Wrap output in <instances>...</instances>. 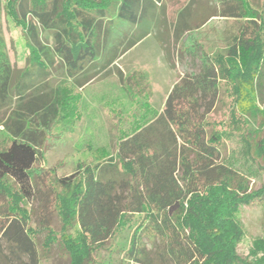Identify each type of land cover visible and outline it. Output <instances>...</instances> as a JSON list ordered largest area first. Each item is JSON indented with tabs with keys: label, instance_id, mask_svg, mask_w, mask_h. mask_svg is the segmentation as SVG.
Listing matches in <instances>:
<instances>
[{
	"label": "trees",
	"instance_id": "16d2710c",
	"mask_svg": "<svg viewBox=\"0 0 264 264\" xmlns=\"http://www.w3.org/2000/svg\"><path fill=\"white\" fill-rule=\"evenodd\" d=\"M215 1L218 12L200 24L190 1L171 34L180 44L214 16L234 20L239 27L224 54L210 56L194 44L179 50L198 59L199 70L179 79L161 112L120 138L113 156L103 152L61 177L38 164L52 125L68 112L66 98L59 86L34 90L57 63L76 89L107 72L159 27L164 0H0V14L22 29L29 51L14 78L0 31V106L9 108L0 141V264H39L53 248L69 264H95L104 244L124 231L127 249L114 251L134 264H264V235L247 256L236 251L244 237L240 208L264 201V181L249 188L252 167L264 170V132L253 127L260 117L264 130V0ZM118 75L128 95L143 93V73ZM220 81L233 97L227 139L250 166L238 169L224 158L222 134L209 129ZM141 108L151 111L146 102ZM144 239L157 242L153 254Z\"/></svg>",
	"mask_w": 264,
	"mask_h": 264
},
{
	"label": "rangeland",
	"instance_id": "374dc122",
	"mask_svg": "<svg viewBox=\"0 0 264 264\" xmlns=\"http://www.w3.org/2000/svg\"><path fill=\"white\" fill-rule=\"evenodd\" d=\"M190 1L193 2L192 10L197 24L218 12L215 0H164V12L159 11V27L120 57L111 69L96 75L81 89H76L70 81L65 79L64 71L58 63L54 65L50 70L49 78L40 83L34 93L59 86L66 98L64 105L68 112H63L52 125L43 152L44 159L38 164L40 167L45 170L53 169L56 175L64 177L72 174L79 164L83 166L93 164L103 152L107 157L113 156L120 138L130 135L136 126L151 122L161 112L166 96L182 76L198 72L199 60L194 61L187 55H180L179 50L184 51V48L194 44L210 56H216L217 53L224 54L239 27L234 20L214 16L199 31L185 37L180 44L173 41L171 25L175 22L177 13ZM0 31L15 78L27 66L29 56L23 31L15 25L4 10L0 14ZM41 36L51 41L47 34L42 33ZM118 72L124 76L134 72L143 73L146 84L143 87L139 85L138 89H143V93L132 97L128 95L120 83ZM132 85L133 88L136 87ZM232 101L230 87L225 81H220L218 101L213 113L208 117V122L209 129L222 134L225 146L222 152L223 157L228 158L229 162L234 163L239 169L242 165L250 166V164L238 155L237 144L227 139L230 134H233ZM144 102L148 103L151 109L148 113H144L141 108ZM8 112V107L0 106V141L3 138V122ZM262 125L263 119L260 117L253 122L254 129L259 131L258 136L263 135ZM105 158L104 156L103 159ZM252 168L255 171V177L249 179V188L254 190L263 183L264 170L258 173L257 168ZM25 200L28 206L36 207V202L32 201L27 194H25ZM32 220L35 222L34 216ZM238 220L244 237L236 251L240 257H245L252 241L264 235V201L258 206L241 207ZM53 222L58 229L59 219L55 217ZM129 236L130 232L124 231L110 242H106L95 256V264L119 262L134 264L122 259V255L114 251L120 246L127 249ZM42 239L43 234H39L38 240ZM142 242L147 252L153 254L157 242L152 245L145 239ZM3 264L15 263L3 260ZM39 264H69V260L58 248H53L43 260L40 259ZM153 264L161 263L154 260Z\"/></svg>",
	"mask_w": 264,
	"mask_h": 264
},
{
	"label": "crops",
	"instance_id": "0c3cea01",
	"mask_svg": "<svg viewBox=\"0 0 264 264\" xmlns=\"http://www.w3.org/2000/svg\"><path fill=\"white\" fill-rule=\"evenodd\" d=\"M138 45V44H137Z\"/></svg>",
	"mask_w": 264,
	"mask_h": 264
}]
</instances>
